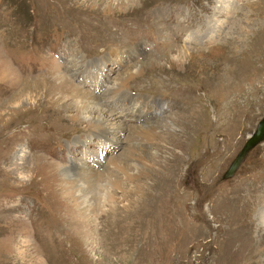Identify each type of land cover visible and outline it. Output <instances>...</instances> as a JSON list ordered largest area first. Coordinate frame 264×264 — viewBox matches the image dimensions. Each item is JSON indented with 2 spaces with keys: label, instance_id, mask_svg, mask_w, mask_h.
I'll list each match as a JSON object with an SVG mask.
<instances>
[{
  "label": "rangeland",
  "instance_id": "rangeland-1",
  "mask_svg": "<svg viewBox=\"0 0 264 264\" xmlns=\"http://www.w3.org/2000/svg\"><path fill=\"white\" fill-rule=\"evenodd\" d=\"M77 89L122 127L74 118ZM263 114L264 0H0V264H264V139L221 178ZM133 147L142 179L85 217L64 168L118 179L110 160ZM148 183L154 220L119 214Z\"/></svg>",
  "mask_w": 264,
  "mask_h": 264
},
{
  "label": "bare ground",
  "instance_id": "bare-ground-1",
  "mask_svg": "<svg viewBox=\"0 0 264 264\" xmlns=\"http://www.w3.org/2000/svg\"><path fill=\"white\" fill-rule=\"evenodd\" d=\"M217 24V22H216ZM221 25V24H220ZM214 27V26H213ZM217 28V27H216ZM207 30V28H204ZM203 31V30H202ZM250 51V50H248ZM176 61V60H175ZM140 69H138L139 71ZM131 76V75H130ZM132 77V76H131ZM228 82V81H227ZM224 83V82H223ZM121 85V83H119ZM125 84V83H124ZM124 84L122 86V88L124 87ZM226 85V84H225ZM111 89V88H110ZM119 92V91H118ZM107 94V93H106ZM115 94V93H114ZM116 95V94H115ZM126 97L128 99L131 100V102L133 101L134 105H136V101L132 99V97H128L127 95H131L130 93L127 92V94H125ZM74 96H75V99L74 101L70 104V106H68V109L69 110H72L74 111V115L73 117L74 118H77V119H81L85 122H88L90 126H98L99 128H104L105 129V126L102 127L103 123H108L109 124V129L108 131L110 130L111 133H115L113 130L114 129H118L119 127H122V122L119 120V118L117 119V116L116 114L113 112V111H110L109 110V114L108 115H105L102 113V110L105 109V106H103L101 104V100L98 96H94L92 94H90L89 92H87L86 90H80V89H77L74 93ZM117 100V99H116ZM115 101V100H114ZM110 103V102H109ZM120 103V102H119ZM121 104V103H120ZM106 105V104H105ZM108 105V104H107ZM112 105V104H110ZM119 105V104H118ZM113 107V106H112ZM93 109H96L99 111V114L98 116L100 117H96V119H94V116H93ZM102 109V110H101ZM123 110V109H122ZM119 112V110H118ZM125 115V114H124ZM264 115V114H263ZM122 120V119H121ZM100 124V125H98ZM144 126L145 128V133L143 134H137L138 130L141 131V127H135L133 128V132H132V135L130 138L133 139V136H134V133H136V136H140V135H143L144 138L148 137L149 139V136L151 137L152 135H157L158 134V127L157 125H155L154 123L153 124H146V125H142ZM148 127V129H147ZM124 128V127H123ZM129 128V127H128ZM127 130V129H126ZM137 131V132H136ZM160 131V130H159ZM253 132V131H252ZM252 132L250 135L248 136H251L252 135ZM160 133V132H159ZM172 135V134H171ZM158 136H160L158 134ZM170 135L168 133L166 134H163L162 135V141H164L163 143H165L167 149H170L174 146H177V141H179V138L178 136L176 135H172V140L171 142L169 141L171 137H169ZM182 136V135H181ZM184 136V135H183ZM181 138V137H180ZM174 140H176L174 142ZM263 140V139H262ZM261 140V141H262ZM128 141V140H127ZM260 142V141H259ZM258 142V143H259ZM173 144H175L173 146ZM257 144V143H256ZM255 144V145H256ZM254 145V146H255ZM253 146V147H254ZM169 147V148H168ZM252 147V148H253ZM126 149V148H125ZM129 148L127 147L126 150H128ZM131 149V148H130ZM141 148H136V147H133L132 150H129L131 152H129V156L126 155V157H124L125 159L120 158V157H116L115 159H111L110 160V163L112 165V167L114 169L116 168H120V175L118 179H116L113 175V170L109 167V168H100L97 169V168H94V169H86L85 167L81 166V167H74L73 169H70V168H64V170L62 171V180H60V184H61V187H62V190L64 191L65 194H67L68 196L72 197L74 199V202L76 203V206L82 211V213L85 215V217H89V215L91 213H95V212H99V213H103L105 211V208L108 207V209H111L113 208V206H115L119 201H122L126 195L125 194H121L120 196H118L117 194V190L119 191H122L124 192V187L126 184L129 183L130 185V182L133 183L131 184L134 185L135 182L134 181H138L142 179V177L140 176H135L133 174H131V170L133 168V166L137 165L136 163H134L133 161H131V157L133 158L134 156V152L135 151H140ZM144 149V148H143ZM248 153V152H247ZM246 153V154H247ZM127 154V153H126ZM245 154V155H246ZM125 155V154H124ZM141 154H138V160L137 163L140 164V165H145L146 162H149L147 157L144 155L141 157L140 156ZM123 156V155H122ZM149 160H153V158L150 156L149 157ZM243 161V160H242ZM152 163V162H151ZM120 165V166H119ZM139 167V166H137ZM150 167V166H149ZM238 168V167H237ZM139 171V170H138ZM144 171V170H143ZM169 172V170H168ZM116 173V172H115ZM163 172H160L159 170L155 169V168H149L147 170V173H144L143 175V179L144 180H147L150 178H154V176L158 175L161 176ZM132 177H131V176ZM116 176V175H115ZM162 177V176H161ZM84 182L86 184V188L88 187V189H92L94 187V184L96 186V183L97 182H101V181H104L103 184H101L100 186L98 185V187H96V189H98L96 191V193H99L100 192V198H97L95 197L94 198V201H90L89 197H85V201L82 199L83 198V192H78L77 190V184L78 182ZM123 181H125L123 183ZM143 182V181H141ZM140 182V184H141ZM154 182V181H153ZM150 184V183H148ZM154 184H157V183H154ZM75 185V186H74ZM83 185V184H82ZM136 185V184H135ZM80 187V186H79ZM112 187V190H110ZM128 187V186H127ZM85 188V189H86ZM145 188L147 189V197L146 196H143L141 200H139V202L135 203V206L133 205L132 208L130 209H125V208H121V207H117L116 206V210H118V213L121 214V211H124L123 213H126L128 211L129 215H131L132 217H135L136 218V223H138L139 221V224L140 222L142 223L143 221H140V217L142 218L143 216L144 217V221L145 220H154V212L157 207L154 206L153 210L151 211V202H149V198L150 196L155 192V186L153 185H146ZM157 188V187H156ZM134 189V188H133ZM172 190V189H171ZM88 191V190H87ZM94 191V190H93ZM134 191V190H133ZM135 192V191H134ZM150 196H149V194ZM88 194V193H87ZM90 195V194H89ZM95 195V194H94ZM88 196V195H87ZM154 196V195H153ZM86 198H88V201L86 200ZM129 198V197H128ZM134 199V198H133ZM137 199V198H136ZM160 199L161 201V198H158ZM137 201V200H136ZM159 202V200H158ZM160 203V202H159ZM127 204V203H126ZM131 204V203H130ZM124 207V206H122ZM160 208L161 206H159V212H160ZM116 210H112L111 213H114V215L116 214ZM115 211V212H114ZM151 211V212H150ZM158 212V210H157ZM158 212V213H159ZM260 212V215L261 218H263V211H259ZM261 212L263 214H261ZM153 213V217H151ZM121 216V215H120ZM90 218V217H89ZM157 218L159 219V217L157 216ZM117 221V219H116ZM148 222V221H147ZM118 223V221H117ZM151 223V222H150ZM145 224V222H144ZM113 225V224H112ZM137 225V224H136ZM121 227V226H120ZM149 227V226H148ZM153 228V226H151ZM146 228V227H145ZM138 229V228H137ZM147 230V229H146ZM139 231V230H138ZM162 232V231H161ZM157 232L152 229V234H156ZM151 234V232H150ZM162 235V234H161ZM154 236V235H153ZM123 238V237H122ZM155 246V245H154Z\"/></svg>",
  "mask_w": 264,
  "mask_h": 264
},
{
  "label": "water",
  "instance_id": "water-1",
  "mask_svg": "<svg viewBox=\"0 0 264 264\" xmlns=\"http://www.w3.org/2000/svg\"><path fill=\"white\" fill-rule=\"evenodd\" d=\"M262 139H264V115L257 122L256 127L252 132V135L246 138L243 145L239 148L234 157L231 159L227 168L222 173L221 178L225 179L230 177L246 156L245 154Z\"/></svg>",
  "mask_w": 264,
  "mask_h": 264
}]
</instances>
